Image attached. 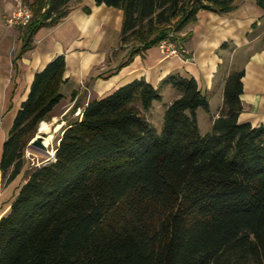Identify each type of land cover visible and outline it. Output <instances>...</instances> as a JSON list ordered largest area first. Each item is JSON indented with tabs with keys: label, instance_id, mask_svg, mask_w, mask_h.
I'll return each instance as SVG.
<instances>
[{
	"label": "trees",
	"instance_id": "16d2710c",
	"mask_svg": "<svg viewBox=\"0 0 264 264\" xmlns=\"http://www.w3.org/2000/svg\"><path fill=\"white\" fill-rule=\"evenodd\" d=\"M72 1L28 4L32 17L18 27L17 59L40 29L67 17ZM94 2L123 12L121 48L141 46L123 65L157 46L172 20L179 33L201 10L232 9V0ZM255 2L264 13V0ZM64 71L59 56L35 74L3 144L7 183L61 101ZM243 76H228L220 116L205 135L196 112L209 113V104L193 79H165L179 97L166 107L160 131L147 114L162 96L144 80L91 101L62 129L54 161L26 172L0 219V264H264V125L238 122Z\"/></svg>",
	"mask_w": 264,
	"mask_h": 264
},
{
	"label": "crops",
	"instance_id": "0c3cea01",
	"mask_svg": "<svg viewBox=\"0 0 264 264\" xmlns=\"http://www.w3.org/2000/svg\"><path fill=\"white\" fill-rule=\"evenodd\" d=\"M15 5L14 0H0V161L3 144L28 97L35 74L59 56L64 57L65 71L59 89L62 99L54 107L58 111L65 108L67 113L76 107L83 112L91 101L133 81L144 80L162 96V101L152 107L161 106V118L166 107L179 97L164 81L177 76L195 80L208 101L209 113L201 109L196 112L199 131L205 135L220 116L228 76L243 72V111L238 122L252 127L264 125V13L255 0L232 1L231 11L222 14L199 11L196 22L178 33L191 61L164 57L154 46L133 55L126 65L123 64L130 52L141 46L121 48L123 12L97 6L94 0H73L67 17L54 27L40 29L32 50L17 59L23 36L18 27L7 23ZM65 117L57 119L63 124L62 129L73 123ZM26 171L24 165L9 183L0 171V219L9 213L19 188L26 182Z\"/></svg>",
	"mask_w": 264,
	"mask_h": 264
},
{
	"label": "rangeland",
	"instance_id": "374dc122",
	"mask_svg": "<svg viewBox=\"0 0 264 264\" xmlns=\"http://www.w3.org/2000/svg\"><path fill=\"white\" fill-rule=\"evenodd\" d=\"M15 1V9L12 12V14L10 16H8L7 21L12 18V16L20 9V8H25L28 7L29 3H32L33 0H14ZM185 2L190 1V0H184ZM233 2H242V1H247V0H232ZM177 19L172 20V22L170 23L169 26H166V30H175L177 23H176ZM8 23V22H7ZM9 25V24H8ZM18 27V26H15ZM178 34V33H177ZM133 45L130 44L129 47H132ZM59 108H55L54 111L51 112V114L49 115V117L47 118V120H45V122L47 123H51L52 122V118L56 117L57 119L62 118L63 116H66V120H68L69 122H75L79 119H81V115H76L77 112V108H72L71 110H69L67 113H65L66 109L63 108L62 110L58 111ZM154 110L153 112H149L148 115V119L151 122V124L153 125V127L157 130L160 131L161 127H162V119L163 117L160 118V111H161V106L160 105H155V107L152 109ZM39 127V126H38ZM65 128V127H64ZM52 129V128H50ZM52 131V130H51ZM61 132L62 129L59 133L57 134H53L54 138L52 139V141H49V147H48V151L49 153L54 152L57 144H58V139L61 136ZM37 135V132L35 134V136ZM24 159H25V165L27 167V173L36 168L39 167L41 165L47 164L50 161L49 156H46L44 154H40L34 151L29 150L28 148H26L25 151V155H24Z\"/></svg>",
	"mask_w": 264,
	"mask_h": 264
},
{
	"label": "built area",
	"instance_id": "2783aa9c",
	"mask_svg": "<svg viewBox=\"0 0 264 264\" xmlns=\"http://www.w3.org/2000/svg\"><path fill=\"white\" fill-rule=\"evenodd\" d=\"M32 17V12L28 7L20 8L7 22L11 26H26ZM179 35L175 30H168L165 37L157 44V49L164 57H179L189 62L192 60L191 54L179 40ZM76 115H82V110L77 109Z\"/></svg>",
	"mask_w": 264,
	"mask_h": 264
},
{
	"label": "water",
	"instance_id": "95a60500",
	"mask_svg": "<svg viewBox=\"0 0 264 264\" xmlns=\"http://www.w3.org/2000/svg\"><path fill=\"white\" fill-rule=\"evenodd\" d=\"M40 126V124H39ZM51 134V130L49 132H41L40 128L37 129V135L33 137V139L29 142L27 148L31 151L44 154L49 156L50 161H54L56 150H54L53 154H49L48 147L46 146V139ZM49 143V142H48Z\"/></svg>",
	"mask_w": 264,
	"mask_h": 264
},
{
	"label": "bare ground",
	"instance_id": "6f19581e",
	"mask_svg": "<svg viewBox=\"0 0 264 264\" xmlns=\"http://www.w3.org/2000/svg\"><path fill=\"white\" fill-rule=\"evenodd\" d=\"M62 127H63V124H61V122H57V118L56 117L52 118V122L50 124L45 122V121L40 123L39 128H40L41 132H46L47 133L50 130H52L51 134L46 139L47 140L46 143H45L46 146H49L48 142L52 141V139L54 138L53 134L59 133L61 131ZM50 128H52V129H50ZM49 154H52V153H49Z\"/></svg>",
	"mask_w": 264,
	"mask_h": 264
}]
</instances>
